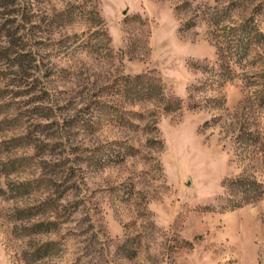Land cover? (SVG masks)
Segmentation results:
<instances>
[{
    "label": "rangeland",
    "instance_id": "1",
    "mask_svg": "<svg viewBox=\"0 0 264 264\" xmlns=\"http://www.w3.org/2000/svg\"><path fill=\"white\" fill-rule=\"evenodd\" d=\"M247 181L264 0H0V264H264Z\"/></svg>",
    "mask_w": 264,
    "mask_h": 264
},
{
    "label": "trees",
    "instance_id": "2",
    "mask_svg": "<svg viewBox=\"0 0 264 264\" xmlns=\"http://www.w3.org/2000/svg\"><path fill=\"white\" fill-rule=\"evenodd\" d=\"M245 184L247 185L248 191L255 190L258 194L257 195L258 197L264 195V191L261 190V185L256 183L255 181H253V182L247 181V182H245ZM51 225H52V223H48V224L39 223V224L35 225V228L38 229L37 232H48V231L52 230ZM51 246H52V244H50V243L46 244L47 249L50 248Z\"/></svg>",
    "mask_w": 264,
    "mask_h": 264
}]
</instances>
